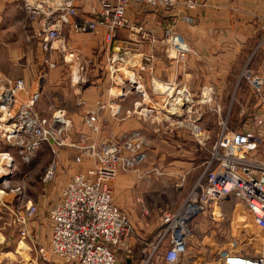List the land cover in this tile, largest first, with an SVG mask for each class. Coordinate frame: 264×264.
<instances>
[{"label":"rangeland","instance_id":"rangeland-1","mask_svg":"<svg viewBox=\"0 0 264 264\" xmlns=\"http://www.w3.org/2000/svg\"><path fill=\"white\" fill-rule=\"evenodd\" d=\"M19 1L25 14V27L23 31L21 58L18 60V64L15 61L12 62V67H22V69L25 68L30 71L31 79H29V84L34 83V85H32L33 88H29L24 78L10 77L0 72V93H5L4 89L10 86L14 87L17 81L22 80L24 88L15 93V97L18 99L15 107L21 101H26L31 92L38 90L40 92L39 98L31 107L33 113L46 119V126H48L49 119H51L55 111L62 109L64 110L63 118L66 121L68 120L69 126L62 133L56 135L64 141L62 145H57L50 138L49 142L45 141L40 145L29 162H25L21 159L19 148L15 147V142L19 140V137H7V132L3 130L5 123H15L16 116L4 117L5 115L3 116L1 111L7 105L0 104L2 107V110L0 109V154L10 152L12 158V160L4 159L0 164L5 171L0 177V235L1 233L3 235L12 234V239L16 240L14 246L20 247L18 257L15 255V250L7 253V255L18 260V262L12 264H70L62 257L54 254L51 250L50 238L52 223L49 211L52 207V202L57 198L58 193L61 192L62 187L68 182L70 177L91 166L92 162L88 157L84 156L83 160L78 163L75 159L82 150L69 144L71 142L83 144L95 142L100 144L103 141H118L123 134L133 130H138L141 133L143 147L146 149L147 154L146 159L140 164L139 173L136 171L118 172L110 181V187L114 202L127 213L133 229H137L139 234L144 236V238H141L143 241L141 246L143 247L146 243L155 239L156 234L160 231L163 214L168 211L177 210L185 200L188 192L193 189L198 180L203 176L204 164H202L201 171L196 177L190 176L191 172L186 175L168 174V170H166L167 166L171 163L180 164L179 160H182L183 165H186L192 158H202L203 156L209 155V151L217 139L216 137L220 129L219 122L222 118L227 117V113L224 114L221 112L218 106L213 107L215 110L219 109V111H215L214 115L209 113L207 117L210 119L211 117L215 118V122L218 124L216 125L217 128L210 135L201 123V117L204 115L205 108L211 102L215 101L216 97L213 88L208 84L203 85L198 96H194L190 90L191 95L194 97V108L200 115V123L210 136L206 143L201 145L196 141L189 129L181 128L174 122L161 120V118L165 120L168 113H164V110L160 111L155 108L162 107L165 102L163 100L166 98L164 94L144 96L140 94L141 90L139 91L138 88H134L133 85L131 86V90L127 92L125 98L120 101L122 107L131 105V111H117V114L112 116L111 109H99L94 112L97 116L99 130H91L86 123V117L92 113L91 104H97V100L101 98L107 101V99L113 97L111 94H116L117 91L120 92L119 88L117 89L113 80L110 78V73L108 75L109 78L107 77L106 63L112 58V52H114L112 50H121L125 45L115 44L114 39L112 41H106V32L103 28H98L92 33L84 32L74 34L77 32L67 24L62 30V38L60 39L62 41L56 43L60 45L58 49L52 51L46 50L40 38L43 15H28L24 0ZM181 1L183 0H179V2ZM198 2L199 4L196 8L202 5L200 1ZM75 3L79 14L86 17L94 16L95 12L99 9L97 0H84L83 2L82 0H77ZM136 9L138 11L140 10L141 15H135L133 18L135 22L143 23V14H155L153 17L155 19L157 17L156 22L161 23V20L163 21L165 19L162 22L165 25L162 36L160 37L149 31L137 34L131 30V34L140 35L150 43L158 41L164 48L162 53L166 52L168 58L176 59L172 56L174 52L171 50L167 40L172 35L178 34L183 36V34L177 31L176 24L179 20H183L187 24H192L195 19L191 12L195 9L186 10L182 3L171 11L163 9L162 7L147 6L144 4H136V6H133L132 11L134 14ZM161 15H164L167 19L161 18ZM186 16L191 19H183ZM262 21H264V18L260 21L259 26ZM32 24L36 28L34 26L33 28ZM130 24L134 27L142 26L141 24L136 25L132 22ZM101 30L102 34L98 38L97 32ZM145 34L146 37H144ZM8 36L12 38L14 35L9 33ZM184 39L190 46L192 53L188 54L184 60L178 59V61L186 62L192 57L197 58L196 60H200L201 62L204 59L202 52L187 41L185 37ZM38 42L40 48L37 46ZM260 46H258L259 48L256 47L253 49L254 52L251 50L248 57L244 59L245 61L238 65L235 73L236 77L231 75L233 90H237L235 98L237 99L240 96V91L242 93L241 96L245 99L248 98V102L254 103V101H257L260 102V105L256 109L253 108L255 106L248 105V108L242 107L241 110L235 100V103L233 102L231 105L229 112L230 118L228 116L227 121L231 128L256 133L258 136V144L257 148L253 151V155L256 158L264 160V122L261 125H256L253 119L255 114H260L264 117V99H260L252 91L244 78H239L241 69L247 62L257 74L264 77V75H261L254 69L251 61L254 54L261 48ZM38 48L41 53H38ZM151 50V53L143 56V67L151 68V55L155 52V49L152 48ZM7 52L11 56L15 54L14 48L8 49ZM39 56L41 57L40 61ZM38 61L39 63L35 67L34 63ZM50 62H53L54 66L51 67ZM204 65H206L205 70H207L208 64L204 63ZM126 71H128L126 67L121 68V77L126 75ZM52 73L53 75H51ZM117 78L120 77L117 76ZM103 82H106V85L101 92L102 88L99 85ZM181 84L186 86L184 83ZM163 87L165 88V86ZM208 87L212 89V100L202 103L201 99L205 96L202 90ZM164 88L161 90L157 89V92L160 93ZM103 93L106 94L103 96ZM113 108L116 109L117 107L113 105ZM136 124L138 125L136 128H132L135 126L131 127V125ZM163 124L165 125L162 126ZM165 126L168 129H165ZM172 131L177 132H174L168 137ZM187 134L192 138L190 137L189 139ZM176 135L177 138L174 137ZM81 137H83V142H81L82 140L79 141ZM26 138L28 137L24 138L25 142L27 141ZM7 160L9 161L8 165H6ZM52 163L56 164L55 174L52 179L45 181L42 178L43 173L48 165ZM16 187H20V190L17 191L15 189ZM30 200L35 203L37 209L34 215L23 224L19 221V212L24 211L26 203ZM210 207L211 205L206 209L208 210L206 212L207 216L198 217L196 220L203 224H191L193 234L189 238V241H191V245L196 250L200 251H197V254L204 255L200 258L195 257L190 261V264H217L218 253L223 249L257 254L264 248V246H259L261 244L264 245V229L254 224L251 215L244 217L245 220L242 223L236 222L238 220L234 219L235 215L231 220L227 217L228 220L224 222L226 231L222 233L218 230L217 226L218 220L221 218L219 209L216 207V204L212 205V208ZM213 212L216 214V218H212L214 217L212 215ZM24 225L27 230L26 235L21 232V228ZM251 228L258 229V233L251 231ZM165 243L166 241L163 244ZM124 244L131 245L129 241H124L123 245L118 248L119 255L123 253ZM9 247L12 248V246ZM131 247L133 248L132 245ZM163 251L164 246L161 247L159 253L154 254V256H160H156L152 260V264H164L161 259ZM4 255L0 254V263ZM134 255L135 252L133 257ZM140 257L141 254L136 258ZM2 262L4 263L5 261ZM9 264H11L10 261Z\"/></svg>","mask_w":264,"mask_h":264},{"label":"built area","instance_id":"built-area-1","mask_svg":"<svg viewBox=\"0 0 264 264\" xmlns=\"http://www.w3.org/2000/svg\"><path fill=\"white\" fill-rule=\"evenodd\" d=\"M76 1L24 0L28 15H43L40 38L44 49L50 51L58 49L60 45L56 43L62 41L60 40L62 30L67 24L77 33H92L98 28H103L106 32V41H112L117 30L123 28L133 30L135 33H144L142 26L134 27L129 22L127 9L132 3L162 7L170 11L180 3L186 10H193L199 4L197 0L181 2L179 0H97L98 11L94 16L86 17L79 14ZM183 19L191 18L186 16ZM259 30L261 44L264 42V21L260 24ZM167 42L174 52L172 56L177 60H184L192 53L182 35L169 36ZM125 61L124 55H113L109 60V76L120 90L115 96L111 94L113 97H124L133 86L131 79H128L131 84L127 88L124 87L122 74L115 65L119 62L122 66ZM50 66H54V63L50 62ZM239 78H244L252 91L260 99H264V77L257 74L248 62L242 67ZM23 88V81L19 80L14 87L4 89L5 93H0V104L13 106L14 111L10 109L7 116H16L15 123L13 122L15 130L6 131L7 137H19V140H15V147L19 148L21 159L29 162L40 145L45 141L49 142L50 138L57 145H62L64 141L56 135L62 133L69 126V122L63 118L62 109L55 111L49 119L48 126L46 119L33 113L31 107L39 98L38 90L31 92L26 101H21L15 107L18 103L15 93ZM202 93L205 95L201 99L202 103L212 100L210 87L203 89ZM161 94L166 97L162 107H153L168 113L165 120L164 118L161 120L174 122L181 128L189 129L196 141L204 145L210 136L200 123V115L194 108V97L190 90L182 84H169ZM103 107H105L104 102L97 101L96 109H92V113L86 117V123L91 130H99L94 112ZM0 109L2 110L1 105ZM116 114L111 111L112 116ZM253 119L256 125L264 122V117L260 114H255ZM219 124L217 139L209 151L208 158L203 162L202 178L188 192L177 210L163 214L160 231L155 239L141 247L138 264H152V260L160 256L154 254L159 253L162 246L164 251L161 257L165 263L178 264L181 257L188 252L189 238L193 234L191 229L193 219L209 205L221 201L226 196L232 195L242 201L253 217L254 223L264 229V160L253 155V151L257 148L258 136L253 131L231 128L227 117L222 118ZM25 137H28L26 142ZM141 138V133L133 130L123 134L118 141L69 144L82 150L75 159L78 163L84 156L92 163L85 170L70 177L49 211L52 223L51 250L54 254L70 264H134L131 262V259H134V249L130 244H124L121 255L118 252L125 237L131 234L133 226L127 213L114 202L110 181L120 171L140 172L139 166L147 155ZM79 141L83 142V137ZM52 151L55 152L54 149ZM3 154L6 155L5 159L12 160L10 152ZM55 168V163L49 164L43 173V180L52 179ZM15 189L18 191L20 187ZM36 209L35 203L28 201L24 211L19 212V221L25 224L34 215ZM21 232L26 235L25 225L21 228ZM165 241L166 243L163 244ZM217 258V264H264V248L256 255L223 249L219 251Z\"/></svg>","mask_w":264,"mask_h":264},{"label":"crops","instance_id":"crops-1","mask_svg":"<svg viewBox=\"0 0 264 264\" xmlns=\"http://www.w3.org/2000/svg\"><path fill=\"white\" fill-rule=\"evenodd\" d=\"M83 1L84 0H82V2ZM198 1H200L202 5L191 12L195 19L193 23L187 24L183 20H179L176 24V29L178 32L183 34L187 41L192 43L200 52H202V56L204 57V59L201 60V62L200 60H196L197 58L195 59L192 57H190L186 62H179L176 59L168 58L166 56V52L162 53V50L164 51V48L158 41L152 42V44L148 42L147 39L142 38V36L140 35L131 34L130 29H120L117 31V34L115 35L113 41L117 45L121 44L125 46L121 50H112L114 51L112 52V56L125 54L126 61L124 65L121 66L119 62H117L115 65L118 66L119 72H121V68L123 67H126V69H128V71H126L127 73H125V76L129 78L128 76L130 75V77H132L134 82L132 80L131 81L133 82L134 88H138L139 91L141 90L140 94H143L144 96L161 94V92L158 93L157 91L163 89V86L169 84L184 83L186 84V87L191 90L194 96L199 95L203 85L208 84L209 86H211L216 98L214 102H211L205 108L204 115L201 117V123L211 135V132L217 128L216 125L218 123L215 122V118L211 117L210 119L207 116L209 113L214 115L215 111L217 112V110L213 108L214 106H218L221 109V112H223L224 114L227 113L228 117L230 114L229 112L231 105L233 104V102L235 103V100L240 106L239 109H241L242 107L248 108V105H253L255 107H252L256 109V107L260 105V102L257 101H254V103L248 102V98L245 99L243 96H241L242 93L240 91V96L237 99L235 98L237 90H233L231 75L236 77L235 73L238 65L242 64L245 61L244 59L248 57L251 50L252 52H254L253 49L260 45L261 48L259 50L257 49L258 52L254 54V57L251 61L254 69L261 75H264V42L260 44L259 30V23L262 18H264V0ZM133 6H136V4H131L127 9V16L130 20V23L132 22L136 25L141 24L144 27V31L154 33L158 37L162 36L163 28L165 25L162 22H164L165 19H163V21L161 20L160 23L156 22L157 17L156 19L155 17H153L155 16V14H143L144 22H135V20L133 19L135 15L140 16L141 14L140 10L138 11L137 9L134 14V12L132 11ZM24 15L25 14L23 13V9L21 8L19 0H0V72L10 77H22L26 80L29 88H33L32 85H34V83L29 84V79H31V72L25 68L22 69V67H12V62L15 61V63L18 64V60L21 58L23 31L25 27ZM161 18L166 17H164V15H161ZM33 26L34 24H32V27ZM101 32L102 30L100 32H97L98 38L102 34ZM9 33L13 34L14 36L12 38H9ZM37 46H40L39 42ZM11 48H14V56L7 54L8 49ZM39 48V52H37L41 53ZM152 48L155 49V54L153 53L151 55V68L145 66L143 67V56L147 53H151ZM2 53H4L5 55ZM39 58L40 61L41 57L39 56ZM39 61L34 63L35 67L38 65ZM204 63L208 64L207 70H205L206 65H204ZM109 65L110 63L108 61L106 63L108 78V75L110 73ZM130 71L131 73L129 74ZM51 75H53V73ZM125 76L121 77V80H123L124 82V87L127 88V86H130L131 82H128L129 80ZM105 83L103 82L101 85H99V87L102 88L101 92L105 88ZM157 84L159 85L157 86ZM105 94L106 93H103V96ZM112 95L115 96L117 94ZM125 96L120 97L122 99L112 97L109 98L110 100L107 99V101L102 98L98 99L97 101L104 102L105 107L101 108L104 110L111 109L112 111V107L114 105L117 108L113 109L112 112L117 113V111H131V105H125L124 107L121 106L120 101L123 100ZM91 106L92 109H96L97 104H91ZM165 124H163L162 126H164ZM136 126L138 125H131L132 128H136ZM165 129L168 128L165 126ZM174 132L177 131L170 132L171 134L168 137H170ZM174 137L177 138V135ZM187 137L190 139L191 136L187 134ZM207 156L208 155L203 156L202 158H192L190 162L186 163V165H183V161L179 160L180 164L171 163V166L168 165L167 169L165 166V169L168 170V174L186 175L191 172L190 176L196 177L201 171L203 161L208 158ZM59 195L60 192L51 205H53V203L58 199ZM214 204H216V207L220 212L221 218L218 220L217 226L218 230L222 233L226 231L224 222L228 220L227 217H229V219L231 220L235 215L234 219L238 220L236 222L242 223L245 220L244 217H249L250 215L246 209L245 204L232 195L226 196L224 199ZM212 205L210 208H212ZM206 209L193 219L192 224L200 223L199 221H196L198 217L207 216L206 212L208 210ZM212 215L214 216L212 218H216V214L214 212L212 213ZM251 231L258 233V229L251 228ZM4 235L2 233L0 235V254H5L2 258V261L5 262L3 263L1 261L0 264H9V261L11 264L14 262H18L16 258L14 259L12 257H9L7 253L13 252L15 250V255L18 257V254H20L18 253L20 247L14 246L16 240L12 239V234ZM141 238H144V236L139 234L137 229H132L131 235L125 237V241H129L133 246L135 252L134 258L141 254V244L143 242ZM9 246H12V248H10ZM259 246L262 247L264 245L261 244ZM197 251L200 252L199 250H196L191 245V241H189L188 252L181 257L178 264H190V261L195 257L200 258L202 255H204L197 254ZM245 253L256 255V253ZM161 259L162 262L166 264L162 257ZM138 261L139 258H136L134 260L131 259V262L134 264H138Z\"/></svg>","mask_w":264,"mask_h":264},{"label":"bare ground","instance_id":"bare-ground-1","mask_svg":"<svg viewBox=\"0 0 264 264\" xmlns=\"http://www.w3.org/2000/svg\"><path fill=\"white\" fill-rule=\"evenodd\" d=\"M129 77V79H131L133 82H134V80L132 79V77H130V75L128 76ZM116 92V91H115ZM119 92L117 91L116 92V94H118ZM13 108V106L12 105H8V106H6V107H4L3 108V111H2V114H3V116L4 117H6L7 115H9L8 114V111L10 110V109H12ZM112 109H114L113 107H112ZM3 117V118H4ZM14 127H15V124H9V123H5V125H4V127H3V130L4 131H8V132H13L15 129H14ZM3 153H1L0 154V164H1V162L2 161H4V159H5V154H3ZM8 160H7V163H6V165H8ZM5 171L3 170V168L0 166V177L2 176V174L4 173ZM254 222V221H253ZM255 224V223H254ZM259 227V226H258Z\"/></svg>","mask_w":264,"mask_h":264}]
</instances>
